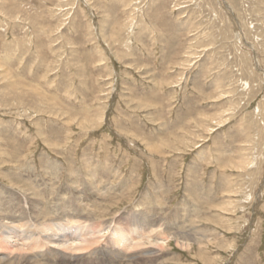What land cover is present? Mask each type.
<instances>
[{
    "label": "rangeland",
    "instance_id": "374dc122",
    "mask_svg": "<svg viewBox=\"0 0 264 264\" xmlns=\"http://www.w3.org/2000/svg\"><path fill=\"white\" fill-rule=\"evenodd\" d=\"M4 199L193 233L123 264H264V0H0ZM102 231L35 263L117 264Z\"/></svg>",
    "mask_w": 264,
    "mask_h": 264
},
{
    "label": "bare ground",
    "instance_id": "6f19581e",
    "mask_svg": "<svg viewBox=\"0 0 264 264\" xmlns=\"http://www.w3.org/2000/svg\"><path fill=\"white\" fill-rule=\"evenodd\" d=\"M88 192L89 191H87V193ZM88 195L90 196L88 197L87 200L91 201L92 200L91 198L94 195L92 194H88ZM32 196L34 195L32 194ZM28 199L32 206L33 197L32 199L30 197ZM7 202L8 201L4 199V201H0V205L4 206V203ZM29 202H28V207L30 206ZM54 206L55 205L46 209L47 207L46 204L44 206L45 208L41 209L38 208V206L36 207L35 205H33V208L36 209V212H32L30 210V215H27L25 213L13 214L9 211H4L2 208H0L1 210L0 211V241L1 240L7 241L9 244L16 246L17 249L16 251H18L17 252L18 254L13 256H8V255L0 256L1 262H5V259H9L11 260L10 264H34L36 262L35 261L36 258L43 257L45 253L50 254V256H56L61 253L63 254V256H67V259L69 261V259L72 258V255L68 254L69 252L68 253L61 252L62 248L64 249L67 248L68 250L73 246H78L80 244H82V247H84L83 244H91L94 241L98 242V240H96L99 237L97 236V234L99 233L101 234L100 231H102L105 228L112 234L113 240L110 245L108 246L105 245L104 248L105 250H107L110 256H113V258L116 259L117 264H123L122 262L124 260L126 261L130 258H133L134 255L137 254L148 255L155 252L153 248H146L140 250L138 253L128 254L125 249L129 248L130 246L132 247V245L137 246L144 244V247H146L145 243L148 242L149 244L152 243L153 245H156L161 248V246H164L165 242L170 237H173L175 241L183 247L188 246L191 243L190 241H195V238L192 236L193 233L189 234L186 232V234H184V232H181V230H173L172 232L168 231V234L166 233V235L163 236V240L162 239L159 240L157 238V234H160L162 232L157 231L156 232L157 234L155 236H152L155 234L154 232L156 231L152 229V227H154L155 225L151 223L150 219H148V222L150 223L144 224L147 220L146 217H142V218L137 217L136 220L132 219L133 221L130 222L128 224L129 226L126 227L118 225L117 223L118 221L114 217L111 220H106L103 223H98L97 225H83L85 222L89 223L95 220L94 217L91 215V212L85 210H79V209L67 210L65 208V205H63L61 202L59 205L61 211L59 214H56L55 212L56 208ZM25 209L26 212L29 214L27 208ZM78 220L79 221L82 220V223L81 222L79 223ZM152 230H154V232ZM167 230L168 229H166V231ZM147 232L148 234L151 232L152 235H148ZM30 241H32V244L26 245V248L28 249H23L24 248L23 243ZM127 241H129L127 243L128 246L126 248L121 249L122 247L120 248V245L124 246V244H126ZM18 242L23 246V248L17 247ZM32 246L34 248L46 246L47 247L46 249L48 250L46 252L43 251L35 252L36 251L35 250L34 251L35 253L31 254L29 252L30 254H27L28 250H30L29 248ZM24 250H27V252H25Z\"/></svg>",
    "mask_w": 264,
    "mask_h": 264
}]
</instances>
